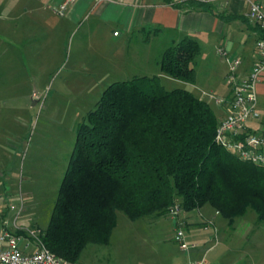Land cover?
<instances>
[{
	"label": "trees",
	"instance_id": "16d2710c",
	"mask_svg": "<svg viewBox=\"0 0 264 264\" xmlns=\"http://www.w3.org/2000/svg\"><path fill=\"white\" fill-rule=\"evenodd\" d=\"M165 2L212 12L195 2ZM199 53L197 41L184 37L163 51L159 70L193 85ZM217 117L208 102L186 89L166 90L156 76L107 86L76 127L42 244L78 264L88 244L109 243L118 211L136 221L162 218L175 205L185 213L209 205L229 227L252 210L264 226V167L214 144Z\"/></svg>",
	"mask_w": 264,
	"mask_h": 264
},
{
	"label": "rangeland",
	"instance_id": "374dc122",
	"mask_svg": "<svg viewBox=\"0 0 264 264\" xmlns=\"http://www.w3.org/2000/svg\"><path fill=\"white\" fill-rule=\"evenodd\" d=\"M6 1L0 0L1 9H5ZM1 12L4 13L3 10ZM87 37L84 38L86 42ZM75 39L72 34L59 40L56 43L58 50H50L51 56L45 58V64L38 60L39 66H44V71L40 70V74V71L29 72L28 82L22 86L23 97L18 103H23L24 96L28 94V102H34V105L27 102L24 107L13 108L28 112L29 115L26 117L18 111L16 117L15 112L17 120L13 121L10 130V144L13 148L8 156L0 152V230L5 229L19 235H28L30 232L40 234L44 230L75 142L77 125L94 109L107 86L113 82L132 79L129 74L128 78L116 76V71L112 73L110 68L108 71L111 82L105 79L102 81L104 76H99L96 71L90 75L83 74L81 67L76 65L82 58V52L79 53L76 49ZM198 44L200 47V43ZM92 45L98 46L102 53L113 50L110 39L103 43L93 40ZM158 47L159 45H152L151 57L156 54ZM215 52L216 54L210 53L208 59L202 58L201 52L196 58V84L203 83V78L212 70L217 74L220 72L221 79V58ZM4 61L6 60L2 59L1 63ZM87 61L82 58L83 63H78L83 65ZM16 64L14 61V68ZM151 77L154 76H149ZM178 84L179 81H176L172 86H166L162 80L161 85L166 90L184 87ZM184 89L199 98L200 93L195 89L189 86ZM212 93L220 95V92ZM259 102L264 107V100L260 99ZM209 105L215 115L219 116L213 102ZM214 211L209 205H205L200 212H179L176 222L181 218L189 223L201 222L198 226L200 229L195 232H189L195 228L194 225L182 222L177 225L168 215L131 221L118 211L109 243L104 246L88 244L78 264H188L200 259L209 247L211 250L205 254V264H264V226L256 221V214L248 210L244 217L235 219L229 227L219 216L215 223L203 221V216L209 217ZM178 226L183 228L186 240L198 246L197 251H179L172 240ZM203 227L209 228L202 230ZM215 233L218 234L217 238L214 237ZM205 242L206 247L202 244ZM194 254L198 256L192 257Z\"/></svg>",
	"mask_w": 264,
	"mask_h": 264
},
{
	"label": "crops",
	"instance_id": "0c3cea01",
	"mask_svg": "<svg viewBox=\"0 0 264 264\" xmlns=\"http://www.w3.org/2000/svg\"><path fill=\"white\" fill-rule=\"evenodd\" d=\"M61 1L7 0L5 9L0 8V152L2 155L8 156L13 148L10 144L12 140L10 130L16 119L15 112L16 117H18V111L26 117L29 115L21 109H13L24 107L30 101L27 94L24 96V102L18 103L23 97L22 86L28 82L29 72L37 73L43 70L44 66H39L38 60L45 64V58L51 56L50 50L57 51L56 43L69 35L73 34V38H76V49L79 53L82 52V58L88 60L83 65H79L83 63L82 58L78 61L79 63L76 62L83 74L90 75L96 71L99 76H104L102 81L105 79L111 82L110 71H108L110 68L112 73L116 71V76L124 78H128L127 74L131 78L156 76L160 84L163 80L166 86H172L176 81L163 75L158 63L163 51L182 38L196 39L200 43V55L206 59L210 53L216 54V48L223 47L230 56L241 59L242 71L245 73L249 71L254 61L256 41L264 35L246 19L245 14L249 3L241 0H170L171 4L175 5L187 2L206 5L212 9V12L188 7L176 9L166 4L165 0H105L101 2L78 0L63 16H57L53 9ZM251 1L264 8V0ZM154 30H159V35L146 40L144 34ZM115 33H117L116 36ZM86 36H88L87 42L84 40ZM109 39L112 42V51L102 53L98 46L92 45L93 40L103 43ZM152 45H159V49L158 55L156 52L151 57ZM2 59L6 61L1 63ZM14 61L17 63L16 68H14ZM219 61L223 68L221 79H219L220 72L217 74L212 70L206 78H203L204 82L200 85L196 82L193 85L179 82L178 85L189 86L197 92H220L219 96H225L227 90L223 83L226 66L223 60L219 59ZM59 62L57 61L56 64ZM184 87L180 88L184 89ZM258 95L259 100H264V78L258 85ZM30 105L33 106L34 102ZM219 114L221 116L220 111ZM201 210L202 208L198 212ZM218 216L219 214L214 211L209 217L202 218L203 221L215 223ZM174 221L177 225L178 222L194 225L195 228L189 232L200 229L198 226L201 222L189 223L182 218L177 222ZM203 228L202 230H206L209 227ZM217 236L218 234L215 233L214 237L217 238ZM202 244L206 247L207 243ZM196 256L198 255L194 254L192 257Z\"/></svg>",
	"mask_w": 264,
	"mask_h": 264
},
{
	"label": "built area",
	"instance_id": "2783aa9c",
	"mask_svg": "<svg viewBox=\"0 0 264 264\" xmlns=\"http://www.w3.org/2000/svg\"><path fill=\"white\" fill-rule=\"evenodd\" d=\"M78 0H62L53 12L63 16ZM98 2L105 0H97ZM245 14L246 19L264 34V8L251 0ZM115 36L117 33L114 34ZM217 55L226 66L224 85L225 96H217L210 92H199V99L214 106L221 112L217 117V126L213 142L216 146L233 154L240 161L256 167H264V108L261 107L258 85L264 78V36L256 41L254 61L247 72L242 71V61L232 57L223 48H217ZM175 205L168 212L170 219L175 220L179 214ZM180 252L197 251L198 246L186 240L185 232L178 226L172 237ZM198 260L188 264H205V254ZM0 264H75L54 256L41 242L39 234H15L8 230H0Z\"/></svg>",
	"mask_w": 264,
	"mask_h": 264
}]
</instances>
